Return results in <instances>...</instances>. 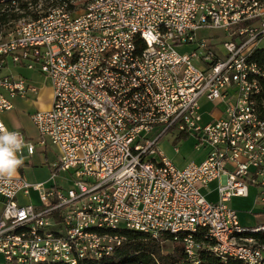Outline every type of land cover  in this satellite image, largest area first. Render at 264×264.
I'll return each instance as SVG.
<instances>
[{"label":"built area","instance_id":"obj_1","mask_svg":"<svg viewBox=\"0 0 264 264\" xmlns=\"http://www.w3.org/2000/svg\"><path fill=\"white\" fill-rule=\"evenodd\" d=\"M0 10L14 17L0 27V124L40 91L12 67L52 91L51 109L30 117L37 139L17 131L22 165L0 177V264L100 261L123 233L183 237L191 259L207 250L264 264L248 236L264 225L244 227L228 206L254 189L264 215L261 71L250 61L264 47V0H0ZM202 101L223 105L222 117L202 124ZM165 137L192 139L206 159L178 167ZM49 148L47 180H32ZM215 182L212 202L203 191Z\"/></svg>","mask_w":264,"mask_h":264},{"label":"trees","instance_id":"obj_2","mask_svg":"<svg viewBox=\"0 0 264 264\" xmlns=\"http://www.w3.org/2000/svg\"><path fill=\"white\" fill-rule=\"evenodd\" d=\"M14 17L3 15L0 10V27L6 25ZM251 63L257 65L261 71L258 81L261 87V93L256 98V105L261 118L264 119V47L256 51L251 59ZM188 141V137H181L174 142V147ZM126 236V242L118 247L113 254L96 262H81L80 264H242L237 260L224 261L207 250L200 251L195 259H191L185 247L184 238L166 236L163 241H157L141 233H123ZM255 238L259 244L264 245V233L249 235ZM168 241L173 245L171 254H164L161 243ZM196 242H205L201 236L195 238ZM44 264H63V263H44Z\"/></svg>","mask_w":264,"mask_h":264},{"label":"crops","instance_id":"obj_3","mask_svg":"<svg viewBox=\"0 0 264 264\" xmlns=\"http://www.w3.org/2000/svg\"><path fill=\"white\" fill-rule=\"evenodd\" d=\"M18 70H20V72H15L11 69L10 71H8V74L22 76L25 79L29 80L34 86H36L40 89L39 95L36 98H31V99H15L14 100L15 110L10 112V113L3 115L2 120H3L8 131L17 132L18 130H20L22 128L21 125L23 127L25 125V128H27V129L31 128L35 132L34 133V135H35L34 139H37V137H38L37 131H36V129H34L31 121L26 116V112L28 111V107L32 103H34V104L38 103V98L43 96L44 87L42 86V82L45 81L46 79L44 77H42L41 75L37 74L36 72L30 71L28 69L18 68ZM42 88H43V91L41 93ZM201 104H202V120H201L202 124H207L213 120H217V119L222 117L223 109H224L223 105H221L219 103L210 104L206 101H202ZM51 107H52V103H51V105L42 104V108L39 111L46 112V111H49L51 109ZM15 119L19 121V125H16L14 123ZM20 122H21V125H20ZM190 140L191 139L188 138L187 142H189ZM187 142H185V143H187ZM164 144H166V143L165 142H163V144L161 143V147ZM179 145H182V143ZM171 146H172V144H171ZM193 146H194V141L192 144V150L193 151L191 153V156H190L191 159L189 158V161H188V159L181 158L182 148H180L179 146H176V147L172 146V148H170L172 151H169L167 153L169 160L172 161L178 167H184L189 162L190 163L191 162L192 163L203 162L206 159V153L193 149ZM198 156H200V157H198ZM193 157H198V158L195 159ZM35 158H37V160H38L37 163H40L41 168H47V167L43 166V163L45 160L40 155V153H38L35 157H33V160ZM33 164L35 166V162H33ZM47 173L49 174L48 170H47ZM29 177L32 180L35 179V172H33V171L29 172ZM219 185H220L219 182H215V183L211 184L208 189L203 191V194L207 198V200L212 201V202H217L219 200L218 191H217ZM213 197H215L216 199L212 200ZM246 199H250V197L246 198ZM235 200H242V199L238 198ZM238 212H239V217L241 218L242 215L240 213H242V212H240V211H238ZM256 214H259V211ZM243 215H245V213H243Z\"/></svg>","mask_w":264,"mask_h":264},{"label":"rangeland","instance_id":"obj_4","mask_svg":"<svg viewBox=\"0 0 264 264\" xmlns=\"http://www.w3.org/2000/svg\"><path fill=\"white\" fill-rule=\"evenodd\" d=\"M219 34L220 33L216 32V31H204V32H200L199 36L201 38H213L215 36H218ZM219 41H220V43L222 42L221 38L219 39ZM263 45H264V43H263ZM12 70L15 72H20V70H18L17 67H12ZM42 86L44 87L43 96L38 98V103H36V104L32 103L28 107V111L26 112V116L29 118L30 121H31V119H30L31 115L34 114V112H35L34 109L40 110L42 108V104L51 105V103H52V91H51L48 80L43 81ZM42 91H43V88L41 90V93H42ZM14 123L16 125H19V121L16 119H15ZM20 125H21V122H20ZM32 126L34 127L33 124H32ZM21 127L22 128L18 131H22L29 139H34V137H35L34 133L35 132L31 128L27 129V128H25V125H24V127L21 125ZM34 129H36V128L34 127ZM163 142H165L166 144L162 145L161 152L163 153V155H165L169 159L167 153L169 151H172L170 148H172V146H174V143L168 137H165ZM163 142H162V144H163ZM171 144H172V146H171ZM192 144H193V140L191 139L187 143H184V144L182 143V145H178L180 148H182L181 158L188 159V161H189V158L191 159L190 156H191V153L193 151L192 150ZM193 149H194V146H193ZM38 152L41 153L42 151L39 150ZM42 154L43 155H41V156L43 157L44 160H45V155H47L49 162L50 163L54 162L55 149L49 148V149H47L46 153L42 152ZM198 157H200V156H198ZM198 157H193V158L197 159ZM32 161L35 162V166H36L33 170H31V171L35 172V179H33V180H35L37 182L47 180L48 168H41L40 163H37V161H38L37 158H35L34 160L32 159ZM188 164H190V162ZM255 197H256V190L251 189L250 199H245V198H240L242 200L233 199L228 204V206L231 209L242 212V213H240L242 215L240 218V221L242 222V225L244 227H247V228L264 225V215L263 214H256L258 211L260 212V207H258L257 205L254 204ZM215 199H216L215 197L212 198V200H215ZM19 202L21 204H27L28 203V201H26L22 198H19ZM31 202L36 203V197H33ZM243 213H245V215H243ZM162 248H163V253L165 255L171 254L173 252V245L171 243H167V244L162 245Z\"/></svg>","mask_w":264,"mask_h":264},{"label":"clouds","instance_id":"obj_5","mask_svg":"<svg viewBox=\"0 0 264 264\" xmlns=\"http://www.w3.org/2000/svg\"><path fill=\"white\" fill-rule=\"evenodd\" d=\"M24 147L20 133L8 131L0 124V177H12L23 161L17 153Z\"/></svg>","mask_w":264,"mask_h":264}]
</instances>
